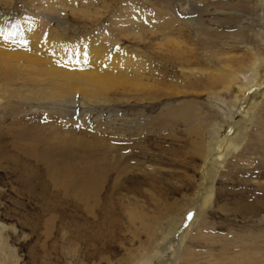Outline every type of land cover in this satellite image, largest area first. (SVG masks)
<instances>
[{
    "label": "rangeland",
    "instance_id": "1",
    "mask_svg": "<svg viewBox=\"0 0 264 264\" xmlns=\"http://www.w3.org/2000/svg\"><path fill=\"white\" fill-rule=\"evenodd\" d=\"M66 2L0 0V13L7 12L11 27L29 13L70 40L99 31L119 40L145 53L150 70L139 82L153 88L85 96L79 84L72 91L63 85L69 91L63 92L49 73L28 72L16 50L0 56V264H132L150 254L160 239L145 226L192 205L209 134L231 112L240 116L239 106L232 108L239 79L221 82L220 69L264 60V0ZM143 6L150 14L168 13L169 35L193 54L173 55L179 50L163 45L162 34L139 36L118 26L126 14L137 18ZM173 59L185 64L175 66ZM240 81L244 85L245 76ZM165 89L188 92L166 96ZM258 100L246 141L226 161L216 201L191 229L178 264H213L211 256L264 264V94ZM82 186L94 191L87 206L74 197ZM139 210L150 217L143 225L129 218Z\"/></svg>",
    "mask_w": 264,
    "mask_h": 264
},
{
    "label": "bare ground",
    "instance_id": "2",
    "mask_svg": "<svg viewBox=\"0 0 264 264\" xmlns=\"http://www.w3.org/2000/svg\"><path fill=\"white\" fill-rule=\"evenodd\" d=\"M75 1L76 0H73V2ZM52 2H59L60 5L67 3L66 0H62L63 3L60 2V0H52ZM83 7L85 8L87 6ZM139 9L141 13L137 15V18L135 16L134 18L131 14H126L125 20L117 22L118 26L132 27L134 30L138 31L135 32L136 34L139 33V36L140 33H150L152 35L157 33L162 34L164 36V41H162L163 45L165 43H173L170 46L179 50H175L176 52H174L173 55H181L184 57L185 55L183 53L190 52V54H193V50L189 48L183 40H173L169 35L173 32L171 27L172 22L168 20L171 17L168 13L159 10L157 14H150L147 8L144 9V6ZM16 21L17 23L11 27L7 12L4 11L0 13V29L16 33L7 41L4 40L3 37H0V43L3 45V47H0V56L3 54L11 56V52L9 51L16 50L17 54L21 57L20 59L27 63L26 68L29 70L28 72L49 73L50 81L56 88L60 89V91L67 90L64 89L65 87H63V85H66V87L71 89L80 84L79 88L83 91V94H87L85 96H89L90 94H93V96L95 94L97 96L98 94H103V96H105L111 89L113 90L119 87H130L134 91H149L153 88V84L139 82L144 78L145 74H149L150 64L148 59H146L143 55L145 53L142 54L139 50H135L137 47H132L135 50L132 51L128 47L120 45L119 40L114 42L113 40H110L111 37H103V34L100 31L92 34L88 33L81 39L70 40L65 33L60 32L54 27L50 29V26L47 27L48 23L40 21L38 18L33 17L29 13L24 14L22 18L16 17ZM154 22H157L158 25H153ZM133 23L136 25L135 27L133 26ZM142 23L147 24V26L144 25L146 28L142 27ZM180 33L181 30L179 28V34ZM47 45L50 47V50ZM13 46L16 49H12ZM195 54L196 53L194 52V55ZM173 60H175V66L185 64V61H178V59ZM244 60L242 61V64L236 68L220 69L223 76L220 78L221 82H226L228 79L233 80V78L237 80L239 79L240 83H234L237 86L235 91H233L235 100L232 108H234V106H239L240 111L238 112V115L240 116L238 117L236 113L231 112L226 124L220 125L221 127L219 130L215 131L214 136L210 135L211 133L209 131L210 134L207 140L206 148H202L204 150V157L203 164L201 166V182L194 202L191 206H187L183 209L181 213L178 212L175 214H169L168 218L166 217L165 222H158L155 226H145V231L150 230L152 227L153 234H156L153 235V237L156 236V239L159 238L160 242L156 245V248H153L154 250L150 254H146V252H144L141 257L132 260V264H178L181 260V251L183 250V246L190 237L191 229L195 224H198L205 219L209 213V208L214 205L213 203L216 201L217 195L219 194L218 189H220V187L218 188L217 186V181L223 173V167L226 165V161L228 159L230 160V156H233V152L237 151L241 147V143L246 141V133L252 123L253 110L257 106V100L264 94V89L262 90L263 92L261 91L264 81V66H262L264 60L261 61V59H252L250 63H247ZM39 61L42 62L43 66H41ZM50 63L53 65L52 69H49ZM235 64L238 63L235 62ZM57 65L62 66L61 68H57ZM69 65L76 66V69H68ZM130 68L136 71L135 77H130L125 74V72ZM155 70H157V68L154 69V71ZM244 76L245 84L242 85L240 80H242ZM58 77H61V79L64 80L62 81L64 84L59 83ZM30 78L32 80L37 79V77ZM70 91H72V89ZM165 91H168V89H165ZM187 92V90L172 89L165 95L174 94L178 97L185 95ZM192 110L194 112V107H192L190 112ZM190 112L187 114V119L192 120L191 118L193 116ZM232 127H235V131H232ZM203 142L204 140H202V146L204 145ZM200 144L201 143H198L197 148H200ZM82 188L81 192H73L74 197L82 201L84 205L87 206L94 198L91 195L94 191L92 190L91 192V190L88 188L86 189L84 186H82ZM187 210H190V212L187 214L188 218L186 217L187 220L185 225V215L188 212ZM129 218L134 224L138 221V223L141 222L142 225V220H150V217H148L146 212L143 210H139V212L134 213L130 212ZM108 223L106 224L108 225ZM110 223L114 224L112 219L110 220ZM98 226L100 229V225ZM156 229L159 233H155L154 230ZM110 238H112V236H110ZM262 251L263 250H260L258 253L261 255ZM209 261L213 264H230V262L227 261L217 260L213 256H211V260ZM255 264H262L261 259Z\"/></svg>",
    "mask_w": 264,
    "mask_h": 264
},
{
    "label": "snow or ice",
    "instance_id": "3",
    "mask_svg": "<svg viewBox=\"0 0 264 264\" xmlns=\"http://www.w3.org/2000/svg\"><path fill=\"white\" fill-rule=\"evenodd\" d=\"M15 34V32H8L4 29H0V37H3V39L6 41L12 38Z\"/></svg>",
    "mask_w": 264,
    "mask_h": 264
}]
</instances>
